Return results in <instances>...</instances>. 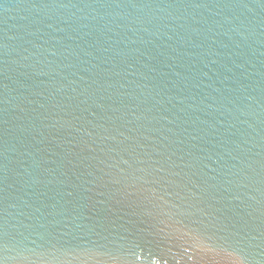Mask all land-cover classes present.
<instances>
[{"label": "water", "instance_id": "95a60500", "mask_svg": "<svg viewBox=\"0 0 264 264\" xmlns=\"http://www.w3.org/2000/svg\"><path fill=\"white\" fill-rule=\"evenodd\" d=\"M0 264H264V0H0Z\"/></svg>", "mask_w": 264, "mask_h": 264}]
</instances>
